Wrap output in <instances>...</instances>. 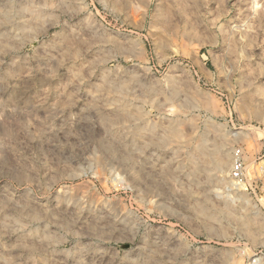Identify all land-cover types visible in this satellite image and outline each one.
I'll return each mask as SVG.
<instances>
[{
    "label": "clouds",
    "instance_id": "9594fccd",
    "mask_svg": "<svg viewBox=\"0 0 264 264\" xmlns=\"http://www.w3.org/2000/svg\"><path fill=\"white\" fill-rule=\"evenodd\" d=\"M212 2L0 0V66L9 56L14 67L21 56L30 60L36 46L56 37L63 26L79 47L71 56L68 50L52 55L58 64L82 60L93 48L108 50L91 62L107 67L101 82L87 89L90 99L72 93L49 104V89L24 122L0 110V184L26 188L40 198L58 188L67 196V182L80 180L86 191L72 198L78 197V215L88 212L97 221L90 227L92 245L107 246L99 248L110 256L106 264H264V139L255 151L260 174L253 171L250 178V134L243 126L264 129V85L258 84L264 68L252 73L250 82L236 77L240 59H255L250 51L213 74L204 59L186 61L183 45L169 42L179 33L180 18L195 17L197 25L218 29L223 28L219 20H227L232 38L264 45V0H220L209 20ZM191 7L194 13L184 11ZM85 13L86 25L100 35L81 37L71 27L70 21ZM161 19L167 21L162 26L157 24ZM154 33L168 37L162 45L166 53L145 38ZM191 64L200 70H190ZM94 73L95 68L88 76L77 73L78 84ZM229 73L226 83L218 82V76ZM112 74L116 79L109 81ZM82 103L77 120L72 109ZM130 199L137 207H129ZM10 206L26 207L11 196L3 208ZM27 226L14 221L3 235ZM0 246L5 252L20 247L8 248L3 236ZM17 259L4 257V264Z\"/></svg>",
    "mask_w": 264,
    "mask_h": 264
},
{
    "label": "rangeland",
    "instance_id": "374dc122",
    "mask_svg": "<svg viewBox=\"0 0 264 264\" xmlns=\"http://www.w3.org/2000/svg\"><path fill=\"white\" fill-rule=\"evenodd\" d=\"M23 2L24 0H18L20 4ZM187 2L191 4L193 0H187ZM219 3L220 0H213L209 5L208 11L213 12V16L209 17V20L216 16ZM184 11L191 14L196 9L191 7ZM200 11H205V9L201 7ZM86 15L85 13L75 21H70V25L81 37H92L95 29H90L86 25ZM235 15L236 13L233 11V21H235ZM195 21V17L192 20H187L186 17L180 18L179 33L169 41L172 44L183 45L181 49L183 59L194 61L199 56L205 60L206 69L216 74L217 67L221 71H225V66L232 67L230 61H235L241 53L243 56H247L251 51V54L255 55V59L250 61L240 59L239 67L241 71L236 73L237 78L247 77L249 82L253 78L252 73L264 68V59L261 58L264 54V45L252 47L250 40H241L239 36L232 38L229 34L231 24L227 20H219V23L223 25V28L219 29L205 24L197 25ZM166 22L165 19H161L157 21V24L162 26ZM55 31L59 34L54 38L49 37L42 41L40 45H37L35 54L32 55L30 60H25L21 56L20 62L14 67L12 64L13 57L9 56L5 58L4 64L0 66V110L4 111L6 118L11 119L15 115L19 121H26L29 118V113L34 112L38 101L44 97L45 90H52L49 95V104L58 96L61 99H67V94L72 93L88 100L90 97H88L87 89L101 82L107 65L91 64V62L95 61L97 57L102 58L108 50L93 48L83 56L82 60L73 61L69 58L60 65L57 61L51 59L52 55L68 50L71 56L79 47V43L73 38L74 34L69 31L68 26H63ZM185 32L189 34L185 35ZM95 34L100 35L99 33ZM145 38L151 39L152 46L157 51L167 52V49L163 50L162 47L163 42L168 40L164 33H154L151 38ZM257 43L259 44L260 41L257 40ZM85 63H89L91 66L84 68ZM93 68H95L93 78L80 86L76 79L77 73L88 76ZM190 70L199 71L200 69L197 65L191 64ZM8 73L14 75L9 77ZM230 78L231 74L229 73L228 76H218L217 80L219 83L224 84ZM108 79L109 81L115 80V74L109 75ZM69 81H72V83H69ZM258 84L264 85V78L260 79ZM145 85L147 86V81H145ZM65 86H67L66 93ZM62 93L64 95H61ZM84 106L82 103L72 109L77 114V120L83 115L80 113V108ZM11 108H15V114L8 111ZM39 114L43 117L45 112L40 110ZM240 119L241 121L247 119L244 112L241 113ZM56 124L59 125L60 120H57ZM243 126L250 134L246 147L249 157L248 174L250 178H253V171L256 172V175L260 174V165L255 162V151L259 148L258 142L264 139V129L257 128L251 123ZM48 150L49 145L45 144L42 151L47 153ZM67 183L71 188V191L66 194L67 196H63V189L58 188L57 193H50L49 196L40 198L30 194L26 188L17 190L7 184H0V209H3L0 211V236H3V242L8 248H11L13 244L20 245L11 252H5L4 248L0 246V264H4V257L7 256L18 257L14 264H106L110 256L101 253L99 248L107 246L100 245L98 248L96 245H92L93 236L90 227L96 226L97 221L88 212H85L82 216L78 215L76 203L78 197L72 198L78 192H85L86 186L78 179ZM104 188L111 191V189H108L107 184L104 185ZM56 195H61L59 200L55 198ZM10 196L14 202L19 205H26V207L13 208L10 206L6 209L3 208L4 203L7 202ZM69 199H72L71 204L68 203ZM128 204L129 207H137L131 199ZM152 219L157 220L156 217H152ZM85 220L88 221V224H85ZM14 221H19L20 224L28 226L14 234L11 233V229H7L9 235H3L6 230L5 225H11ZM157 222L162 221L157 220ZM24 245H27V247H24Z\"/></svg>",
    "mask_w": 264,
    "mask_h": 264
}]
</instances>
